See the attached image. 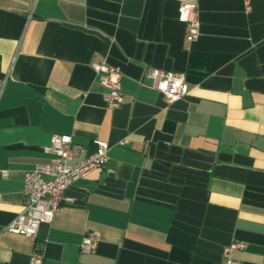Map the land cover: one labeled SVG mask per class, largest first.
Segmentation results:
<instances>
[{
    "label": "crops",
    "instance_id": "1",
    "mask_svg": "<svg viewBox=\"0 0 264 264\" xmlns=\"http://www.w3.org/2000/svg\"><path fill=\"white\" fill-rule=\"evenodd\" d=\"M199 37L184 38L180 4ZM0 0V264H264V0ZM119 71L122 104L106 107L90 67ZM181 74L167 104L148 69ZM53 134L108 161L66 190L35 239L7 232L23 177L46 164ZM125 145H120L121 141ZM82 158V156L80 157ZM95 231L96 248L80 254Z\"/></svg>",
    "mask_w": 264,
    "mask_h": 264
},
{
    "label": "built area",
    "instance_id": "2",
    "mask_svg": "<svg viewBox=\"0 0 264 264\" xmlns=\"http://www.w3.org/2000/svg\"><path fill=\"white\" fill-rule=\"evenodd\" d=\"M246 11L249 10L248 0H244ZM178 21L184 25V38L194 42L199 37V22L195 4H180L177 10ZM90 67L98 76V81L104 88L103 94L106 107L115 110L122 104L120 90V73L109 66L99 55L92 58ZM150 86L161 94L167 104L181 100L187 94V86L181 74L161 72L148 69L146 76ZM121 141L120 145H125ZM94 151L84 155L83 146L73 143L72 137L66 134H53L48 146L43 152L49 156L46 164L37 165L25 172L23 177V204L21 212L6 227L7 232L35 239L38 228L42 224H50L54 213L63 203L71 201L65 192L80 178L88 173L103 168L107 161L109 145L104 141H94ZM82 156V158H80ZM6 177V171L0 170V178ZM99 235L95 231L87 232L79 245L80 254L94 251ZM242 243H231L221 252L222 264H240L232 258L233 251H241ZM43 254L40 249H34L30 254L28 264H42Z\"/></svg>",
    "mask_w": 264,
    "mask_h": 264
}]
</instances>
